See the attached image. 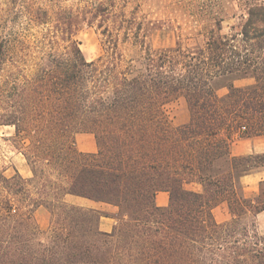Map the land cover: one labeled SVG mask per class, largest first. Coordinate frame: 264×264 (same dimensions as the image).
Instances as JSON below:
<instances>
[{"label":"trees","instance_id":"trees-1","mask_svg":"<svg viewBox=\"0 0 264 264\" xmlns=\"http://www.w3.org/2000/svg\"><path fill=\"white\" fill-rule=\"evenodd\" d=\"M115 8H95L104 28L97 60L85 58L71 19L55 26L64 50L0 38V126L14 128L9 141L33 173H0V264H264L253 221L264 212V180L251 197L241 181L264 172V153H231L236 135L264 136V0H240L227 32L217 20L193 45L164 49ZM29 10L49 23L46 11ZM222 77L255 84H231L222 98L213 86ZM179 99L190 119L175 126L168 109ZM79 133L94 135L97 152L76 148ZM160 192L167 206L157 205ZM222 204L231 218L219 222ZM41 207L47 231L35 217ZM104 217L116 221L112 232L101 230Z\"/></svg>","mask_w":264,"mask_h":264},{"label":"rangeland","instance_id":"rangeland-1","mask_svg":"<svg viewBox=\"0 0 264 264\" xmlns=\"http://www.w3.org/2000/svg\"><path fill=\"white\" fill-rule=\"evenodd\" d=\"M107 0H0V38L5 40L23 41L24 48L33 52L40 49L64 50L67 43L61 40L63 34L57 31L55 26L59 21L73 20L74 39L78 41L85 58L88 61L97 60L103 54L104 37L100 27L102 17L93 18L95 8H100ZM240 0H116L114 11H122L127 19L134 18L141 24L147 35V43L154 49H164L175 46L179 40L188 41L193 45L196 40L204 38V28H215L217 20H223L224 32L237 20L234 14L238 12ZM40 8L47 12L49 23L40 25L29 14V9ZM93 12V13H92ZM92 21V22H91ZM112 24V23H110ZM51 29V30H49ZM200 33V34H199ZM51 42H57L52 44ZM12 47L22 48L19 44ZM125 54L130 56L135 53L131 46H127ZM248 87L255 84L253 78L222 77L213 82L217 94L224 98L229 94V85ZM168 113L173 125L185 124L190 119L188 106L184 99H179L169 106ZM14 134L11 126H0V173L11 177L19 172L23 177L33 176L31 167L24 155L12 146L9 139ZM245 138L235 136L233 142ZM255 139V138H247ZM76 148L82 152H88L94 148L97 152V144L94 135L79 133L75 136ZM92 147V148H91ZM264 145L258 149L263 153ZM251 175V176H250ZM242 178L243 193L247 197L259 192V184L264 180L263 172L253 173ZM249 176V177H247ZM187 189L201 191L200 185H186ZM159 198L165 195V201L157 199L158 206H167L169 194L158 193ZM69 202L93 207L85 200L69 198ZM95 208V207H94ZM105 214L113 215L118 211L111 208L98 206ZM214 216L219 222L231 218L226 204L220 205L214 210ZM36 220L43 231L50 227L51 216L49 211L41 207L36 211ZM258 230L264 234V212L253 219ZM106 222L116 224L112 218H103L101 230L104 231ZM113 229L111 230V232ZM106 232V231H105Z\"/></svg>","mask_w":264,"mask_h":264},{"label":"crops","instance_id":"crops-1","mask_svg":"<svg viewBox=\"0 0 264 264\" xmlns=\"http://www.w3.org/2000/svg\"><path fill=\"white\" fill-rule=\"evenodd\" d=\"M264 145V136L262 137H256L255 139H242L240 141H237V142H233L232 145H231V153L232 155L234 156H243V155H248V154H254L256 152H258V149H260L261 146ZM92 148V147H91ZM94 148H92L90 151L88 152H94ZM264 153V151H263ZM264 174V172H263ZM251 176V175H250ZM249 177V176H247ZM164 194H168V193H165L163 192ZM77 199H80V198H77ZM157 199H161L162 201H165L166 197L165 195H162L160 198H159V194L157 195ZM84 200V199H82ZM88 204H90L91 206L97 208L98 206H104V207H108V208H111L112 210H114L115 208L111 207V206H107V205H104V204H98V203H94V202H90V201H87L85 200ZM114 220V219H112ZM101 225H102V221H101ZM105 228H104V231L106 232H111V230L113 229L114 227V223H109V222H106L104 224Z\"/></svg>","mask_w":264,"mask_h":264}]
</instances>
